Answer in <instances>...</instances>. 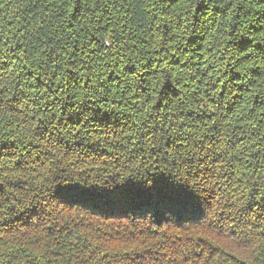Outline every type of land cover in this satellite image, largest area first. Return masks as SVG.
Segmentation results:
<instances>
[{"label": "trees", "instance_id": "1", "mask_svg": "<svg viewBox=\"0 0 264 264\" xmlns=\"http://www.w3.org/2000/svg\"><path fill=\"white\" fill-rule=\"evenodd\" d=\"M0 264H264V0H0Z\"/></svg>", "mask_w": 264, "mask_h": 264}, {"label": "rangeland", "instance_id": "2", "mask_svg": "<svg viewBox=\"0 0 264 264\" xmlns=\"http://www.w3.org/2000/svg\"><path fill=\"white\" fill-rule=\"evenodd\" d=\"M245 80H246V82L248 81V79L247 78H245ZM176 83H179V81L177 80L176 81ZM184 88V87H183ZM188 89H190L189 88V86H186V89H185V91L183 92V94H185L184 96H191V94L192 93H194V91L192 90V89H190V90H192V92L190 91V92H187V90ZM174 91H177V97H178V95L180 94V92H181V87L180 86H178L177 84L175 85V90ZM160 104H162L163 106H165V105H167V101H163V100H161L160 101ZM193 124L195 125V122H193ZM196 126H194V128H195ZM197 128V127H196ZM193 129V128H192ZM107 131V130H106ZM119 131V130H118ZM216 131L218 132V134H214L215 136H216V138H217V142H223L225 139H227L228 137H232V138H234V140H235V142H238V139L240 140V141H242V140H244L245 139V136L242 134V136L241 137H239L238 136V134H240V133H242L239 129H237L236 130V133L234 134H230V135H226V134H224V132L222 131V129H221V127H219V126H217L216 127ZM100 132V131H99ZM102 133H104V132H102ZM105 134H107V133H105ZM110 135H111V133H109ZM104 135V134H103ZM211 135H213V133L211 134ZM96 136H100V134H98V135H96ZM98 142V141H97ZM183 141L182 140H180V143H182ZM99 143V142H98ZM179 143V142H178ZM102 144V143H101ZM216 151H217V153L218 154H223V152H222V146H220L219 148H217L216 149ZM217 164H219V163H217ZM214 166L216 167V163L214 164Z\"/></svg>", "mask_w": 264, "mask_h": 264}]
</instances>
